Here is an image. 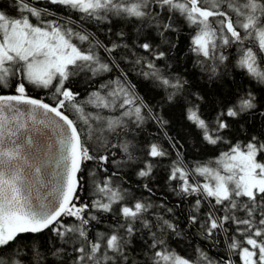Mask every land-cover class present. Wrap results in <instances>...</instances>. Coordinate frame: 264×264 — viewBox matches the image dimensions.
I'll return each mask as SVG.
<instances>
[{"label": "snow or ice", "instance_id": "snow-or-ice-1", "mask_svg": "<svg viewBox=\"0 0 264 264\" xmlns=\"http://www.w3.org/2000/svg\"><path fill=\"white\" fill-rule=\"evenodd\" d=\"M37 5L38 0L0 4V92L12 90L0 94V264H137L130 252L141 234L151 238L144 264H264V129L249 134L250 120L264 125V0ZM53 5L81 14V23L70 15L60 20ZM177 15L194 29L190 50L203 57L198 63L209 79L219 76L229 60L225 50L236 45L234 67L261 88H242V95L222 101L215 118L206 119L200 107L205 96L189 92L186 79L156 63L171 68L166 62L176 47L170 35ZM114 19L132 27L113 32ZM88 22L108 26L105 40L84 26ZM121 64L150 82L142 85L149 99L136 92ZM113 72L119 75L100 83L84 103L70 84L82 74L91 79ZM29 86L49 90L52 102L30 95ZM157 89L165 103H179L183 95V114L204 141L229 145L216 167L185 164L180 143L185 137L168 134L170 122L151 96ZM147 122L159 125V139H137ZM234 131L244 138L226 139ZM171 156L168 180L177 182L171 191L180 204L191 199L183 227L173 207L137 199L114 183L125 182L124 168H131L151 194L156 167ZM90 162L96 167L89 168ZM50 164L60 183L42 196L37 186ZM85 175L93 191L89 202L80 197ZM187 236L204 245H193L192 257L170 246ZM211 249L220 251L210 255Z\"/></svg>", "mask_w": 264, "mask_h": 264}, {"label": "trees", "instance_id": "trees-1", "mask_svg": "<svg viewBox=\"0 0 264 264\" xmlns=\"http://www.w3.org/2000/svg\"><path fill=\"white\" fill-rule=\"evenodd\" d=\"M11 2L12 0H0V4H11ZM37 6H49L48 0H38ZM50 10H54L62 15H69V10L65 9L57 11V6L54 5L50 6ZM71 13L75 14L77 18L80 16L78 13ZM60 18L64 19L63 17ZM173 22L177 30L170 35V39L175 42L176 47L170 53L172 59L166 62L171 65V68H164L163 65L165 62L157 61L156 63L160 65L163 71H170L186 79L189 85V92L199 93L200 95L205 96V100L201 102L200 107L206 119L212 120L215 118V108L223 107V104L221 103L222 101L227 102L233 99L234 94L242 95V88H247L248 90L261 88V85L249 77L244 71L234 67L235 59L239 55L236 45H232L225 50V55H228L229 60L225 62L224 66H222L223 70L220 72L219 76L209 79L207 72L203 70L198 63L203 57L197 56L190 50V39L194 35V29L178 15L174 17ZM98 25L99 27L97 28L92 24H89L93 31L99 35L100 39L105 40V37L109 35L107 32L108 26L102 24ZM131 27L132 25L120 24V22L115 19L113 20V32L120 31L121 29L128 31ZM111 39L115 40L116 37L112 35ZM162 47H164V45H162ZM101 55H103V53H101ZM121 67L124 68L125 71H128V79L132 84L136 85V92L139 93L140 96L145 97L146 100L149 99V96L146 95L147 89L143 88L142 85L150 84V82L144 80V78L138 75L136 71L126 68L124 64H121ZM145 71H147V69H145ZM118 75V72H113L90 79L87 75L82 74L76 79L70 81V84L73 90L80 92V97L82 98L81 103H84V98H86L90 92L94 91L100 83L107 82L109 79ZM11 91V88L3 89L0 94H11ZM29 94L44 99L46 102H52L49 90L29 86ZM256 95L259 98L261 93L257 91ZM151 96L154 97L155 102L161 104V114L170 122L167 128L168 134L176 138L180 135L185 137V140L180 141L184 146L183 160L185 164L188 167H192L198 163L209 164L210 166L216 167L217 165L215 164V161L223 152L229 150V145H210L202 139V136H200V130L194 127L191 122L187 121L183 114V108L181 106L184 103L183 95L180 97V102L176 104L165 103L164 94L159 89L152 92ZM190 98L191 97H189V99ZM86 111L92 112L96 110L90 106H86ZM66 114H68L70 118L74 117V113L72 112ZM105 114L107 115L110 113L105 111ZM249 124L253 125L249 130V134L256 135L264 129V125H262L257 119L250 120ZM244 135V133L234 131L232 135L226 137V139L235 142V140L243 139ZM161 136L162 133L159 131V125L154 122H147L143 126V131L138 133L137 139L155 140L159 139ZM113 143H116V141H113ZM113 151H115V149H113ZM174 159L175 156L168 157L156 167L154 178L151 182V187L153 189L151 194L142 187V184L146 181H143L142 178L132 174L131 168H124V171L129 173V176L124 178L125 182L121 183V181L114 180V183L121 184V187L129 188L137 199L145 201L151 200L154 205L164 203L168 207H173L177 212L181 226L183 227L185 217L190 211L191 199L185 200L183 204H180L179 202L181 198L171 191V188L177 183L168 180L169 168ZM95 167L96 165L94 163H89V168ZM97 176L99 179H103V176L99 172H97ZM194 178L200 183L205 182L204 177L196 176ZM84 188L85 190L80 193L81 200L83 202H89L93 198V191L91 189V179L88 175H85ZM177 204H179V207H176ZM65 219L67 220L69 218ZM187 231L188 229H185V232ZM150 239V237L141 234L140 241L133 244L132 247H134L136 251L130 252V255L136 259L137 264H144V261L151 255L146 243V241H149ZM193 245L204 247L203 244H200L199 238L195 236H187L185 240H173L170 244L171 248L176 252L189 257L195 255ZM219 251V249H211L209 250V254L215 255Z\"/></svg>", "mask_w": 264, "mask_h": 264}, {"label": "water", "instance_id": "water-1", "mask_svg": "<svg viewBox=\"0 0 264 264\" xmlns=\"http://www.w3.org/2000/svg\"><path fill=\"white\" fill-rule=\"evenodd\" d=\"M57 171L58 169H56L55 164L46 165L45 169L42 170L41 180L43 183L42 185L37 186L40 191V195H47L60 183V178L56 174Z\"/></svg>", "mask_w": 264, "mask_h": 264}, {"label": "rangeland", "instance_id": "rangeland-1", "mask_svg": "<svg viewBox=\"0 0 264 264\" xmlns=\"http://www.w3.org/2000/svg\"><path fill=\"white\" fill-rule=\"evenodd\" d=\"M52 11V10H51ZM54 11V10H53ZM55 12V11H54ZM57 15H56V17L57 18H59V19H61L62 21L63 20H65V19H67L68 17H69V15L71 16V19L73 20V21H75L76 23H81V21L79 20V18H77L76 16H75V14H73V13H69L68 12V14L69 15H62V14H59V13H57V12H55ZM79 14V13H78ZM79 15H81V14H79ZM60 17H63L64 19H62V18H60ZM50 19L52 18V17H49ZM89 24H92L93 26H95V27H99V25L98 24H95V23H91V22H88V23H85L84 24V26L90 31V32H93V33H95L96 34V36L100 39V37H99V35H97V33L95 32V31H93V29H92V27H90L89 26ZM101 40V39H100Z\"/></svg>", "mask_w": 264, "mask_h": 264}]
</instances>
